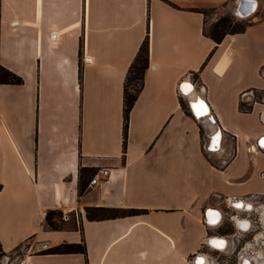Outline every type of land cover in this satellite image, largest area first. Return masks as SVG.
<instances>
[{
    "label": "crops",
    "instance_id": "1",
    "mask_svg": "<svg viewBox=\"0 0 264 264\" xmlns=\"http://www.w3.org/2000/svg\"><path fill=\"white\" fill-rule=\"evenodd\" d=\"M195 9L250 25L216 42ZM146 39L124 152V82ZM0 66L23 79L0 83V245L34 240L10 264H193L216 252L208 237L239 236L229 215L207 226L212 210L264 197V101L244 111L240 99L264 90V0H0ZM88 206L142 213L89 221ZM50 210L81 227L48 229ZM82 239L86 255L42 253Z\"/></svg>",
    "mask_w": 264,
    "mask_h": 264
},
{
    "label": "trees",
    "instance_id": "2",
    "mask_svg": "<svg viewBox=\"0 0 264 264\" xmlns=\"http://www.w3.org/2000/svg\"><path fill=\"white\" fill-rule=\"evenodd\" d=\"M198 12H201L206 16L207 9H195ZM236 21L230 17H221L214 24L211 31H207L205 28V33L210 36L214 41L221 42L223 38L227 34H236L241 33L246 30V28L250 25L249 22L245 23H237ZM149 42L148 39L144 40L142 45L140 46L133 62L131 63L127 76L124 82V90H123V103H124V122H123V148L124 152L126 151L127 137H128V129H129V119L131 110L143 88L144 85V77L146 70L149 67ZM0 83L1 84H22L23 79L8 69L0 66ZM241 110L249 111V109L245 110L241 107ZM91 175L95 172V169H91ZM0 184V190H1ZM82 191V189H81ZM86 217L89 221H101L108 219H116L123 218L126 216H133L142 213L140 209L134 208H119V207H107V206H88L85 208ZM63 212L60 210H50L47 212L45 217V224L48 229L51 230H59L64 228V226L59 224V222H63L62 219ZM61 218V220H58ZM80 224L73 221L72 228H80ZM0 252H3L2 247L0 245ZM4 253V252H3ZM44 254H73V253H81L86 255L87 249L84 239H82L79 243H70V242H62L58 245L50 247L46 250H43Z\"/></svg>",
    "mask_w": 264,
    "mask_h": 264
},
{
    "label": "built area",
    "instance_id": "3",
    "mask_svg": "<svg viewBox=\"0 0 264 264\" xmlns=\"http://www.w3.org/2000/svg\"><path fill=\"white\" fill-rule=\"evenodd\" d=\"M84 61L85 62H89L90 61V57L85 56L84 57ZM255 90L254 89H250L247 91H244L243 93H241L240 95V99H241V107H243V109L247 110L251 107V105H253V103H255L258 99H256V95H255ZM262 101H264V97L261 99ZM254 147V146H251ZM259 149L264 150V145L258 146ZM110 169L109 168H101L98 171L94 172L89 185H97L99 182H101L102 180H105L108 178L109 176V172ZM262 176L264 177V172L262 173ZM260 199V196L258 194H251L249 196L246 197H227L225 198V205H226V212H224V214L222 216L225 215H229L230 218L232 220H234L235 225L237 226L238 230H240L239 232V236L237 237V233L235 234H228V235H214V236H210L208 238H219V239H225L226 241H228V248H230L229 250L225 248V250L219 251L216 248H213V246L211 244H209L208 239L206 244L208 245V247H210L212 250L218 252V253H224V254H230L228 258L223 259L221 261H218L216 259V257H214V255H211L209 253H203L205 254L206 258L208 260L211 261V264H241V259L243 258V254L242 253L245 249H248L250 251V254H244V255H249L250 257H252V255H258L259 253H263L264 254V241H262V248L258 246V241H257V236L259 232H255L257 223L255 221L254 218V212H257V209H249L250 211H244L242 210L243 208L237 207V203L240 201L243 202H249L252 205H257L258 201ZM234 211V213H232ZM222 214V213H221ZM259 215H263L260 211H258ZM221 216L220 220L215 224L214 222H211V220L205 221V224L207 226H213V225H218L220 224L221 220L223 219V217ZM261 221V219H260ZM244 222H248L251 224H248L247 228H243L242 226H240V223H244ZM261 232L264 233V222L261 221ZM251 238H247V236H249V234L253 233ZM240 236L245 238L243 241H241ZM263 236V240H264V234ZM243 243V244H241ZM238 245H241L240 248L238 250H236V247ZM43 248L46 249L48 248L47 244H43ZM15 253V252H13ZM231 255H234V260L233 262L230 263V258ZM199 256V255H196ZM18 260V257L11 259V257L9 255H5V257L3 258V260H1V264H10L11 262H13ZM243 260H245V262H248V264H251V261H249V258H243ZM191 262L193 264H199L194 258L191 260ZM244 262V263H245Z\"/></svg>",
    "mask_w": 264,
    "mask_h": 264
},
{
    "label": "bare ground",
    "instance_id": "4",
    "mask_svg": "<svg viewBox=\"0 0 264 264\" xmlns=\"http://www.w3.org/2000/svg\"><path fill=\"white\" fill-rule=\"evenodd\" d=\"M255 8V4L254 5H252V7L250 8V9H254ZM251 11V10H250ZM249 11V12H250ZM192 83H190L189 81H186V83L184 84L183 83V86H182V90H183V92H185V94H187L188 92H191L192 90L194 91V87H193V85H191ZM195 92V91H194ZM189 95V94H188ZM191 95H193V93H191ZM202 101H203V99L202 98H200ZM197 100H198V98H197ZM198 103V102H197ZM196 114L198 115V117H200V116H203V115H205V116H207V115H210V110H208V108L206 107L204 110H203V112H198L197 111V109H196ZM204 117V116H203ZM206 118V117H205ZM208 118V117H207ZM200 119H203V118H200ZM263 144H264V141L262 142ZM240 203H242L243 204V206H239V204ZM237 207H240V208H243L242 210H244V211H250L249 209H255V207L251 204V203H249V202H243V201H240V202H238L237 203ZM217 212V213H216ZM260 212L263 214V217H262V219H263V222H264V204L260 207ZM213 214H218V216L217 215H213ZM208 216H210V219H211V221H215L214 223L216 224L218 221H219V219L221 218V216H222V214H221V212L220 211H215L214 212V210H212L211 211V213L208 215ZM248 224H251V223H248V222H244V223H240V226H242L243 228H247L246 226L248 225ZM264 233H262L261 231L258 233V236H257V241H258V246H259V249H260V247L262 248V246H263V244H262V241H264L263 240V235ZM208 239V238H207ZM259 241H260V243H259ZM209 242V244H211L212 246H213V248H216V249H218L219 251H224L225 250V248H226V250L228 249H230V248H228V247H230V246H228V241H226L225 239H219V238H215V239H211L210 241H208ZM216 242H222V246H217V244H216ZM242 253H244V254H250V251L247 249V253H245V250L242 252ZM243 254V258L245 259V258H249L250 260L249 261H251V263L252 264H257V263H255V260L256 261H258V264H260V261H263L264 260V254L263 253H259L258 255H252V257H250L249 255H244ZM199 255V254H198ZM200 256V259H199V261H197L198 263H200L201 264V262L203 263H207V264H211V261L210 260H208V259H206V256H205V254H203V255H199ZM260 256V257H259ZM257 257L258 258H260V259H257ZM243 258L241 259V263L242 262H245V260H243ZM254 258H255V260H254ZM194 259H196V256L194 257ZM245 263H247V262H245ZM244 263V264H245ZM263 264V263H262Z\"/></svg>",
    "mask_w": 264,
    "mask_h": 264
},
{
    "label": "rangeland",
    "instance_id": "5",
    "mask_svg": "<svg viewBox=\"0 0 264 264\" xmlns=\"http://www.w3.org/2000/svg\"><path fill=\"white\" fill-rule=\"evenodd\" d=\"M221 17H230L232 18L229 14H225L222 16V14L220 13V11H217V10H209L207 9L206 11V23H207V31H211L212 27H213V24ZM233 19V18H232ZM233 22H237V23H245V22H249V20H236ZM255 95H256V99H258L259 101H261V99L264 97V90H255ZM90 174V173H89ZM93 175V174H92ZM92 175H88L87 177L89 179H91ZM259 214L258 212H254V218H258ZM58 220H61V218L59 219V217H57ZM62 219H63V222H59V224L65 226L66 224H69L70 227H72L73 225V221L76 222L77 224V214L75 212L73 213H69V212H63V216H62ZM248 226V225H247ZM252 234L251 233L246 239L248 238H251L252 237ZM245 239V240H246ZM34 243V240H29L27 242H25L22 246H20L19 248H17V250L15 251V253H11V254H7V253H3V252H0V261L3 260V258L5 257V255H9L11 257V259L13 258H16L17 256H20L21 254L24 253V251L27 250L28 246L33 244ZM243 244V243H241ZM241 246V245H240ZM50 248V247H48ZM47 248V249H48ZM230 254H224V253H218V252H214V257H216V259L218 261H221L223 259H226L229 257ZM192 260V259H191ZM196 260V259H195ZM234 260V255H231V258H230V263L233 262ZM262 263L264 264V262L262 261Z\"/></svg>",
    "mask_w": 264,
    "mask_h": 264
},
{
    "label": "flooded vegetation",
    "instance_id": "6",
    "mask_svg": "<svg viewBox=\"0 0 264 264\" xmlns=\"http://www.w3.org/2000/svg\"><path fill=\"white\" fill-rule=\"evenodd\" d=\"M263 204H264V197H260V199H259L257 205H256V206L253 205V206L255 207V209H257V212H258V211H260V207H261ZM239 206H243V204L240 203ZM262 217H263V215H262V216L259 215L257 219L255 218V221H256V223H257V226H256V229H255V232H260V230H261V228H262V227H261V221H263ZM260 219H261V221H260ZM246 227H247V226H246ZM259 243H260V241H259ZM245 253H247V249H245ZM202 255H203V254H202ZM259 257H260V256H259ZM206 259H207V258H206ZM257 259H260V258L257 257ZM254 260H255V258H254ZM263 262H264V260H263ZM255 263L258 264V261L255 260ZM199 264H200V263H199ZM202 264H205V263L203 262ZM206 264H207V263H206ZM241 264H244V262H242ZM245 264H248V262L245 263ZM251 264H252V263H251ZM260 264H262V261H260Z\"/></svg>",
    "mask_w": 264,
    "mask_h": 264
},
{
    "label": "water",
    "instance_id": "7",
    "mask_svg": "<svg viewBox=\"0 0 264 264\" xmlns=\"http://www.w3.org/2000/svg\"><path fill=\"white\" fill-rule=\"evenodd\" d=\"M184 82V84L186 83V81H183ZM182 92H183V90H182ZM184 94H185V92H183ZM186 95V94H185ZM203 103V105L205 106V108L207 107L208 108V110H209V107H208V105L206 104V103H204V102H202ZM192 105V108H193V110H194V112H195V114H196V108L194 107V105H196V104H191ZM204 108V109H205ZM197 115V114H196ZM204 116V115H203ZM197 117H198V115H197ZM200 117H202V116H200ZM199 117V118H200ZM217 213V212H216ZM220 220V219H219ZM211 239H215V238H208V241H210ZM199 259H200V256H196V261H199ZM0 264H1V262H0Z\"/></svg>",
    "mask_w": 264,
    "mask_h": 264
},
{
    "label": "snow or ice",
    "instance_id": "8",
    "mask_svg": "<svg viewBox=\"0 0 264 264\" xmlns=\"http://www.w3.org/2000/svg\"><path fill=\"white\" fill-rule=\"evenodd\" d=\"M194 107L197 109L198 112H203L205 106L203 105V103H200L198 105H194ZM213 215H217L218 214H213ZM211 222H215V221H211ZM217 246H222V242H216ZM202 264V262H201Z\"/></svg>",
    "mask_w": 264,
    "mask_h": 264
}]
</instances>
